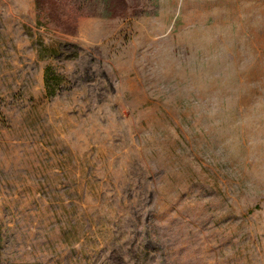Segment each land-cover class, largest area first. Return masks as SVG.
Returning <instances> with one entry per match:
<instances>
[{
    "label": "rangeland",
    "instance_id": "374dc122",
    "mask_svg": "<svg viewBox=\"0 0 264 264\" xmlns=\"http://www.w3.org/2000/svg\"><path fill=\"white\" fill-rule=\"evenodd\" d=\"M0 264H264V0H0Z\"/></svg>",
    "mask_w": 264,
    "mask_h": 264
},
{
    "label": "trees",
    "instance_id": "16d2710c",
    "mask_svg": "<svg viewBox=\"0 0 264 264\" xmlns=\"http://www.w3.org/2000/svg\"><path fill=\"white\" fill-rule=\"evenodd\" d=\"M1 235V234H0ZM0 241H1V238H0Z\"/></svg>",
    "mask_w": 264,
    "mask_h": 264
}]
</instances>
